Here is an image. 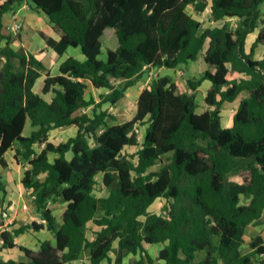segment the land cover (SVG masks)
<instances>
[{"label": "trees", "instance_id": "obj_1", "mask_svg": "<svg viewBox=\"0 0 264 264\" xmlns=\"http://www.w3.org/2000/svg\"><path fill=\"white\" fill-rule=\"evenodd\" d=\"M1 1L0 164L7 166L10 151L26 161L21 182L45 223L3 230L0 249L21 255L0 257V264H124L129 256L155 264L151 246H162L156 261L163 264H264V236L245 240L251 225L264 224V58H254L264 47V0ZM25 2L48 16L59 37L41 32L48 48L63 56L79 47L85 60L68 56L54 76L35 54L16 50L4 18ZM190 9H210L216 21L234 19L237 28L228 21L202 29ZM107 29L118 46L104 53ZM257 30L248 52L247 38ZM200 57L205 71L188 81L192 94L169 76L157 77L141 92L132 120L110 123L145 72ZM205 81L208 109L197 113L196 92ZM89 90L105 92L97 99ZM92 106V114L81 112ZM224 109L234 111L231 127L223 126ZM138 125L146 126L142 143ZM65 127H75V135L52 142V131ZM100 174L105 196L95 195ZM5 195L0 174L1 208ZM159 198L165 215L150 214ZM58 200L66 206L61 223L49 206ZM42 230L53 241H39L37 251L15 243Z\"/></svg>", "mask_w": 264, "mask_h": 264}, {"label": "rangeland", "instance_id": "obj_2", "mask_svg": "<svg viewBox=\"0 0 264 264\" xmlns=\"http://www.w3.org/2000/svg\"><path fill=\"white\" fill-rule=\"evenodd\" d=\"M33 12H31L30 10H23L20 13V17L18 19L19 22L22 23V29L18 34H14L11 33L13 35L14 38V42H13V46L17 49V50H21V48H19V40L25 37H35V32H38L39 37L41 32L43 31H50V28L52 26L51 23L48 24H44V22L41 20V16H39V14L37 13V11L33 10ZM191 12H193L192 9H190ZM263 12H264V7H263ZM28 13H31L32 15H34V17L36 18L34 20V22H31L30 20H27V22L23 19L24 16H26ZM42 16H46L44 13H42ZM12 12L8 13V16H11ZM7 19V17H6ZM263 23H264V17H263ZM32 24H37L39 25L41 30H37L35 31L32 28ZM256 36L255 34L252 36V38ZM39 38H36V40H34L35 42L33 43V45H30V48H32L33 50H36L37 53H42V51H40L39 48ZM256 40V39H255ZM255 40L253 42H255ZM102 44H103V49H104V53H105V49H116L118 46V40L115 37L113 30L112 29H107L102 37ZM253 43H251V41L248 42L247 44V51H250V48L252 46ZM32 46V47H31ZM23 49V48H22ZM24 50V49H23ZM75 52V49H71V53ZM104 57V55L102 56ZM57 55L55 58H53L52 56H44V61L51 63V65L53 67H56V63L58 61ZM255 59H263L264 58V47L259 46L256 49L255 52ZM51 60V61H50ZM3 62L4 59L0 58V70L3 66ZM18 63L16 62V65ZM205 71V63L203 61V59L200 57L197 61L194 62H190L187 65H180L175 69H169V68H163L161 69V71L159 72L158 69H152L151 71H147L145 72V74L142 76L141 80L139 81V83H137L136 85H134L133 87H131L126 95V98L120 103L119 108L116 111H113V113L116 115L117 117V121H111V124H115V123H124L127 121H130L134 118L135 114H136V109H137V98L136 95L137 93L140 91V89L142 88L145 89L148 87V85L157 77H162V76H169L171 77L175 82H178L179 87L181 88V90L183 92H187L189 94H192L193 91L189 88L188 86V81L189 80H193V81H197L200 80V78L203 75V72ZM42 80H39L37 82V84L35 85V91L40 93L41 90V84H42ZM211 83L208 81H205L202 83L201 87L197 90L196 92V103L198 105L197 108V113H203L208 109V106L205 104V97L207 94L208 89L210 88ZM93 93L94 96L98 99V95L100 94V92H105V91H96V90H89L87 96L89 97V93ZM138 97V96H137ZM47 99H50V96H46ZM109 108L108 105L104 106V109ZM92 110H93V106L82 110L81 112H88L90 114H92ZM233 116H234V111H232L231 109H224L222 112V122H223V126L224 127H231L232 126V121H233ZM137 128L139 129V133H138V138L140 143L143 142L144 137H145V131H146V126H142V125H138ZM32 128L30 123L27 124V129L25 131V134H29L31 132ZM76 133V129L75 127H65V128H60L57 130L52 131L51 136H50V140L52 142H54L55 144L61 143V142H66L69 138L73 137ZM19 148L18 145L15 146V149ZM37 150H39V147H36ZM137 151V148H126L124 150L125 154H132L135 153ZM14 154L15 152L12 151L11 153H9L8 159H6V164L7 166L4 167L0 164V168H4V172H6L8 174V176H11V184H15L17 185V190H19L18 186H23L21 183V180L23 178L24 172L25 170H27L28 166L25 160H23V158H20L19 161H16L14 159ZM69 158H71V155H69ZM160 168V165H157L155 167H153L151 169V171H157ZM102 178L103 175L100 174L97 177V181H98V185L95 187V195L97 196H105L108 193V189L103 185L102 183ZM229 178L232 181H239L238 175L237 173H232L229 175ZM3 182L7 185L8 184V178L7 176H5V174H3ZM12 187H14V185H11ZM13 190L10 191V193H12ZM18 192V191H17ZM32 195H28L26 197V200L28 203L32 204L34 206L33 203V199L31 197ZM5 199V196H4ZM9 202L4 203V206L6 208V210L9 211ZM50 208H53V210L55 211V216L58 220L59 223L62 222V216L63 213L65 211V204L62 203L60 200H58L57 202H50L49 203ZM165 206H166V200L163 198H159L157 199L154 204L149 208L148 212L150 214H158V215H165ZM13 215V213H12ZM36 217V216H35ZM0 220H2V217L0 215ZM30 219H26L22 224H30L29 221ZM264 220V218H263ZM96 229L95 225L90 224L89 225V231H88V236L90 238H92L93 236V231ZM48 236V235H46ZM257 236H264V224L262 223H258V224H254L253 226L249 227L246 231L245 234V240L246 243H250L252 241V239H254ZM28 237H26V235H21L17 238V242L18 243H24L26 245L29 244V240L27 239ZM51 241H53V238L50 239ZM162 246H151L149 248V253L150 256L153 260H155V264H163L160 261H156V258L159 254V251L161 250ZM248 246H245L244 251H248ZM111 257H113L114 255L111 253L110 254ZM83 260L84 261H88L89 260V254L85 253L83 255ZM102 264H108L107 261H104ZM124 264H148L147 260H141V258L139 256H129L127 258H125L124 260Z\"/></svg>", "mask_w": 264, "mask_h": 264}, {"label": "crops", "instance_id": "obj_3", "mask_svg": "<svg viewBox=\"0 0 264 264\" xmlns=\"http://www.w3.org/2000/svg\"><path fill=\"white\" fill-rule=\"evenodd\" d=\"M1 3H2V1L0 0V5H1ZM23 10H26V11L27 10H30L31 12H33L32 9L30 8V6L25 2L20 7H18L16 9V11L12 12V15L11 16H8V14L5 15V18H4V24H5V26L8 28L14 22L15 18H18L19 19L20 13ZM209 11H210V9L206 10L205 12H209ZM37 13L39 14V16H41V20L44 22V24L50 23L48 17L42 16V14L39 13V12H37ZM6 17H7V19H6ZM35 17L31 13H28L26 16H24L23 19L26 22H27V20H30L31 22H34V20L36 19ZM32 25H33L32 28L35 31L41 30L40 27H39V25H37V24H32ZM202 29H205V26H202ZM43 33H45L48 36L54 38L55 40H59V37L56 35L55 31L53 30V26H51L50 31H43ZM254 34L256 36H254L252 38V36ZM257 36H258V30L255 33L250 34L248 36L247 41H246V48H247L248 42L251 41V43H254L253 41L257 38ZM36 38H39L40 39L39 42H38L39 43L40 51H42V53H40V54L37 53L36 50H33L32 48H30V45H33V43L35 42L34 40H36ZM19 48H21V49L23 48L25 51L35 54L45 64V66L48 69L51 70V73L54 76H56V75L59 74V67H60L61 63L68 56H73V57H75L76 59H78L80 61H84L85 60V56L83 55V53H82V51H81V49L79 47L78 48L69 47L67 49V54H65L63 56H60L58 53H56V51H54L53 49L47 47L45 41L41 38V36L39 37L38 32H35V37H25V38L20 39L19 40ZM71 49H75V52L71 53ZM56 55H57V58L56 59H58V61L56 63L57 64L56 67H53L51 65V63H48V62L44 61V56H52L53 58H55ZM158 71L160 72L161 69H158ZM41 79H43V80H42V84H41L40 90H42L43 84H44V78H40L39 80H41ZM176 84L179 87L178 82H176ZM143 90L141 88L140 91L137 93V95H136V98L137 99L139 98V96H140V94H141V92ZM100 91H102V90H100ZM100 93H103V92H100ZM28 123H30V122L28 121L27 124ZM27 124H26V127L24 129V133H23L26 136H28L31 133L30 132L29 134H25V131L27 129ZM11 152L12 151L8 152L5 155V160L8 159V156L7 155L9 153H11ZM0 174L2 176V179H3V174H5V176H7V178H8V184L7 185L2 180V182L5 185V189H6V195H5L4 203L9 202V204H8L9 205V212H10L11 218L12 219H15V224H16V225H12V226H10V225L7 226V224L5 223V221L3 219L0 220V233L3 230H5V229L12 230V229H14V228H16V227H18L20 225H24V224H22L23 222H21V221H24L26 219H30L29 220L30 221L29 223H32L34 221L40 222V219L38 218V215H37V212H36L35 207L32 204L28 203L27 200H26V197L28 195H31V193L29 191H27L23 186H18L19 190H17V185L11 184V181H10L11 180V176H8V174L6 172H4V168H0ZM11 185H14V187H12ZM11 190H13L12 193H10ZM12 202L14 204H13V206H10ZM24 205L27 206V209L26 210L23 209V206ZM2 208H5L4 204H3V207ZM12 213H13V215H12ZM54 213H55V211H54ZM0 215H1V213H0ZM251 226H253V225H251ZM25 235H26V237H28L27 239L29 240V244L28 245H26L24 243H18L17 242V238L18 237L15 238V243L18 246H25V247H27L29 249L34 250V251L39 250V247H40V242L39 241L50 240L51 238H53V234H51L50 232H47L46 230H42V231L37 232V233H34V234L26 233V234H24V236ZM46 235H48V236H46ZM20 255H21V253L19 252L18 249H14V250H7V249H2L1 250L0 249V257L2 259H4L5 261L10 260V259L17 260Z\"/></svg>", "mask_w": 264, "mask_h": 264}, {"label": "built area", "instance_id": "obj_4", "mask_svg": "<svg viewBox=\"0 0 264 264\" xmlns=\"http://www.w3.org/2000/svg\"><path fill=\"white\" fill-rule=\"evenodd\" d=\"M193 17L198 20L201 23V27L205 26V29L208 28H215V27H220L223 26L225 24V22L230 21L231 22V26L233 29L237 28V23L234 19H227L225 21H216L212 16H211V11L209 12H203L201 14H196L195 12H193ZM22 29V23L18 21V18H15L14 22L8 27V30L11 33L17 34L21 31ZM136 133L138 134L140 131L139 129L136 127ZM32 195V194H31ZM33 200H35V196L32 195L31 196ZM13 202L11 203L10 206H13ZM23 209L26 210L27 206L24 205ZM0 213L2 215L3 220L5 221V223L10 226L15 224V219L11 218L10 212L8 210H6L5 208H1L0 207ZM40 222L45 223L44 220H40Z\"/></svg>", "mask_w": 264, "mask_h": 264}]
</instances>
